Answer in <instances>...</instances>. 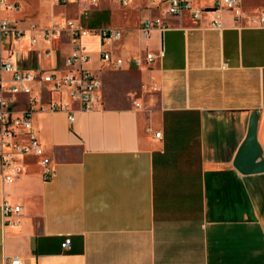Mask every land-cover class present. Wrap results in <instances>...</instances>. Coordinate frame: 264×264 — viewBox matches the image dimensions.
I'll return each mask as SVG.
<instances>
[{"label":"crops","instance_id":"1","mask_svg":"<svg viewBox=\"0 0 264 264\" xmlns=\"http://www.w3.org/2000/svg\"><path fill=\"white\" fill-rule=\"evenodd\" d=\"M5 2L19 5L0 10L14 27L73 20L88 30L35 43L26 32L16 46L5 41L4 53L21 69L62 74L79 43L102 102L75 110L72 120L62 110L33 111L55 174L44 180L39 158L19 155L23 171L8 182L0 174V264L13 257L21 264H264V170L251 169L248 157L235 165L255 113L264 156V27L239 26L229 10H212V0H194L204 9L198 21L166 15L167 27L145 38L142 18L159 16L166 0H38L36 19L10 17L23 7ZM134 2L143 12L132 18L125 12ZM241 5L264 11V0ZM215 18L221 28L209 26ZM105 27L121 38L102 43L93 31ZM101 50L122 57V66L102 63ZM146 52L154 54L149 62H128ZM45 88L34 85L45 102L66 97ZM27 107L18 97L13 115ZM4 200L21 207L7 222Z\"/></svg>","mask_w":264,"mask_h":264},{"label":"built area","instance_id":"2","mask_svg":"<svg viewBox=\"0 0 264 264\" xmlns=\"http://www.w3.org/2000/svg\"><path fill=\"white\" fill-rule=\"evenodd\" d=\"M60 1L97 4L101 0ZM111 1L121 6H127L129 2V0ZM150 1L152 3L158 2V0ZM212 2V10L217 8L229 10L234 19L239 22V26L264 27V11L262 10L256 12L245 11L242 8L241 0H212ZM3 7L18 8L19 5L15 3L8 4L5 0H0V10ZM203 12V8L194 6V0H166V5L161 14L159 16H145L138 28L145 38H149L153 29L163 30L167 27L163 19L166 15L182 16L187 13L195 21H198ZM209 26L221 28L222 22L215 18L210 21ZM26 32L29 33V41L35 43L40 39H49L63 33L76 39L86 34L88 30L73 20L52 23L46 26L31 22L28 28L14 27L8 18L0 16V174L4 182L14 180L23 171L22 167L15 162V155L39 158L44 180H49L55 174L50 158L44 154V149L33 131L31 120L33 111L37 109L62 110L67 112L69 120H72L75 110H93L100 107L102 102L97 94L100 81L93 72L86 68L89 55L79 43H75L72 50L65 57L68 70L62 74L55 71L34 72L21 69L14 60L7 58L3 43L9 40L11 46H16ZM93 32L99 36L102 43L107 39L118 40L122 36L121 30L109 27L100 28ZM153 58L154 54L152 52H146L143 56L130 57L128 62L140 66ZM99 59L102 63L113 64L116 67L122 66L124 62L122 57L107 50L100 51ZM35 84H44L46 91L63 94L66 97L49 99L45 102V96L41 92H35ZM151 84L152 90L158 89L155 83L152 82ZM20 96L27 98L28 107L13 115V106ZM135 105L140 106L139 103H135ZM155 136L160 137L161 132H155ZM6 169L9 170L6 171ZM1 210L2 217L7 222L10 217L17 216L20 213L21 207L18 204H10L4 200ZM69 242V238H66L61 246L67 247ZM4 264H21V260L19 257H13Z\"/></svg>","mask_w":264,"mask_h":264},{"label":"water","instance_id":"3","mask_svg":"<svg viewBox=\"0 0 264 264\" xmlns=\"http://www.w3.org/2000/svg\"><path fill=\"white\" fill-rule=\"evenodd\" d=\"M256 122L257 114L255 113L250 117L247 134L236 154L235 165L242 168V160L248 157L251 169L259 171L264 170V156L255 137ZM257 158L259 160L255 162Z\"/></svg>","mask_w":264,"mask_h":264},{"label":"rangeland","instance_id":"4","mask_svg":"<svg viewBox=\"0 0 264 264\" xmlns=\"http://www.w3.org/2000/svg\"><path fill=\"white\" fill-rule=\"evenodd\" d=\"M21 3V6L23 7V11L21 12H13L9 14L10 17L20 18L22 16H27L33 19H36L40 16L41 9L38 4V0H19ZM251 1L256 0H243L245 4H249ZM135 3V2H134ZM122 10V9H121ZM143 10L140 7L136 6V3L133 4V7H129L126 9V12L128 15H130L132 18L138 17ZM122 13L117 12L115 16L116 22H122Z\"/></svg>","mask_w":264,"mask_h":264}]
</instances>
